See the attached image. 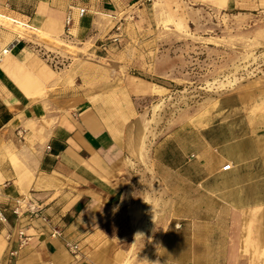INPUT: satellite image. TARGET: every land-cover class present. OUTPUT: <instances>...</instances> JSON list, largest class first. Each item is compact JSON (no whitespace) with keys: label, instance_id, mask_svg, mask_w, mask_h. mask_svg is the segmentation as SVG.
<instances>
[{"label":"crops","instance_id":"crops-1","mask_svg":"<svg viewBox=\"0 0 264 264\" xmlns=\"http://www.w3.org/2000/svg\"><path fill=\"white\" fill-rule=\"evenodd\" d=\"M168 1L264 14V0H157ZM145 2L0 0V13L28 25L20 36L0 21V206L7 210L25 196L48 219L7 210L0 264H264V114L248 112L245 95L218 100L221 112H239V120L191 127L171 139L152 161L157 188L144 187L146 162L133 156L130 137L140 114L135 93L89 76L76 77L80 87L58 84L38 53H96L104 20ZM5 48L21 65L35 61L50 70L37 98L1 68ZM82 82L95 87L80 91ZM12 160L24 171L17 173ZM20 228L29 239L10 258ZM53 228L60 235L52 236ZM67 243L77 244L75 254Z\"/></svg>","mask_w":264,"mask_h":264},{"label":"rangeland","instance_id":"rangeland-1","mask_svg":"<svg viewBox=\"0 0 264 264\" xmlns=\"http://www.w3.org/2000/svg\"><path fill=\"white\" fill-rule=\"evenodd\" d=\"M103 25L106 35L96 53H38L58 84L75 86L76 77L89 76L108 81L113 91L135 93L140 114L130 137L133 156L146 162L144 187L157 188L152 161L171 139L184 138L191 127L239 120V112H221V97L245 95L248 112L264 114V14L151 0L107 17ZM228 80L234 86L215 93ZM81 84L80 91L95 87Z\"/></svg>","mask_w":264,"mask_h":264},{"label":"bare ground","instance_id":"bare-ground-1","mask_svg":"<svg viewBox=\"0 0 264 264\" xmlns=\"http://www.w3.org/2000/svg\"><path fill=\"white\" fill-rule=\"evenodd\" d=\"M0 21L9 30L17 32L21 36V30L28 27L27 23L23 20L11 17L0 13ZM3 59L1 61V68L9 75L15 82L17 87L30 99H35L40 95L43 81L48 78L50 70L40 68L35 61L29 62L26 66L21 65L9 54L7 48L2 50ZM234 86V81L220 82L215 88V93L220 94L222 91ZM14 170L17 173L24 171L23 167L16 161H12Z\"/></svg>","mask_w":264,"mask_h":264},{"label":"built area","instance_id":"built-area-1","mask_svg":"<svg viewBox=\"0 0 264 264\" xmlns=\"http://www.w3.org/2000/svg\"><path fill=\"white\" fill-rule=\"evenodd\" d=\"M146 1H151V0H146ZM74 7L69 6L66 13H65V18H64V25H65V30L68 31L69 27L71 26L73 22V14H74ZM85 12V9L80 7L76 9V15L78 17H81ZM231 164L228 162L225 165L222 166L223 170L230 169ZM8 212H10L15 218H21L23 216H38L44 221L45 223H48V219L45 215L42 214L41 208L39 205L34 204L33 202H30L29 199L25 196L18 197L13 199V203L8 207ZM7 210L5 207L0 206V222H7ZM52 236H58L60 235V232L56 229L53 228V232L51 233ZM11 233L7 232L5 234V237L7 239H11ZM28 236L26 235L24 228H20L17 230V248L10 250L9 251V257L13 258L17 255V251L19 248L25 246L28 242ZM69 250L72 253H76V250L78 248L77 244L73 243H67L66 244ZM12 263V260H10V264Z\"/></svg>","mask_w":264,"mask_h":264}]
</instances>
